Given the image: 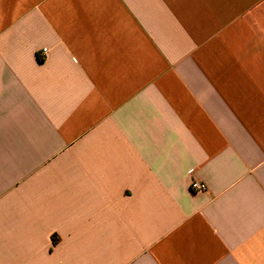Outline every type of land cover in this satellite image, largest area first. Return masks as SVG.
Wrapping results in <instances>:
<instances>
[{"label": "crops", "instance_id": "obj_1", "mask_svg": "<svg viewBox=\"0 0 264 264\" xmlns=\"http://www.w3.org/2000/svg\"><path fill=\"white\" fill-rule=\"evenodd\" d=\"M0 264H264V0H0Z\"/></svg>", "mask_w": 264, "mask_h": 264}, {"label": "built area", "instance_id": "obj_2", "mask_svg": "<svg viewBox=\"0 0 264 264\" xmlns=\"http://www.w3.org/2000/svg\"><path fill=\"white\" fill-rule=\"evenodd\" d=\"M46 53V49H43V55ZM190 190L194 193L204 192L207 190V185L204 182H200L196 179H191Z\"/></svg>", "mask_w": 264, "mask_h": 264}]
</instances>
